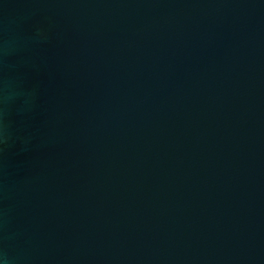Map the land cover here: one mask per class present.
Instances as JSON below:
<instances>
[{
    "label": "water",
    "instance_id": "1",
    "mask_svg": "<svg viewBox=\"0 0 264 264\" xmlns=\"http://www.w3.org/2000/svg\"><path fill=\"white\" fill-rule=\"evenodd\" d=\"M0 264H264V0H0Z\"/></svg>",
    "mask_w": 264,
    "mask_h": 264
}]
</instances>
